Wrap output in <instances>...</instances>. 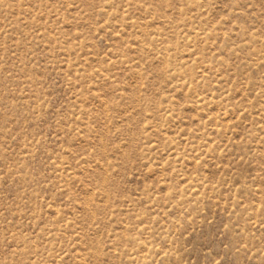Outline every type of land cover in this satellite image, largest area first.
Here are the masks:
<instances>
[{"label": "rangeland", "instance_id": "374dc122", "mask_svg": "<svg viewBox=\"0 0 264 264\" xmlns=\"http://www.w3.org/2000/svg\"><path fill=\"white\" fill-rule=\"evenodd\" d=\"M0 264H264V0H0Z\"/></svg>", "mask_w": 264, "mask_h": 264}]
</instances>
